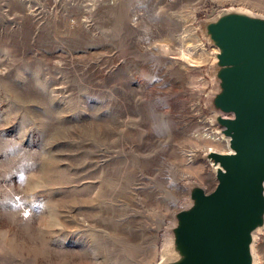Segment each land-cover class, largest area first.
<instances>
[{"label": "rangeland", "instance_id": "obj_1", "mask_svg": "<svg viewBox=\"0 0 264 264\" xmlns=\"http://www.w3.org/2000/svg\"><path fill=\"white\" fill-rule=\"evenodd\" d=\"M227 7L264 15V0H0V264L160 256L187 183L217 182L207 148L229 150L200 29ZM255 250L264 264V232Z\"/></svg>", "mask_w": 264, "mask_h": 264}, {"label": "water", "instance_id": "obj_2", "mask_svg": "<svg viewBox=\"0 0 264 264\" xmlns=\"http://www.w3.org/2000/svg\"><path fill=\"white\" fill-rule=\"evenodd\" d=\"M236 8V9H235ZM216 48L207 102L227 151L209 149L216 184L187 183L157 264H258L264 232V15L227 7L202 19Z\"/></svg>", "mask_w": 264, "mask_h": 264}, {"label": "bare ground", "instance_id": "obj_3", "mask_svg": "<svg viewBox=\"0 0 264 264\" xmlns=\"http://www.w3.org/2000/svg\"><path fill=\"white\" fill-rule=\"evenodd\" d=\"M236 9V8H235ZM196 18V13L194 12V10L191 12V16H190V20H194ZM216 50V49H215ZM214 50V51H215ZM213 51V50H212ZM210 140H212L213 142H222L223 141V137L222 136H218L217 134H214V135H211L209 136ZM208 150L209 149H213V146H210L207 148ZM160 257L159 254H158V250H156L155 252V256H154V259H152V264H157L160 260Z\"/></svg>", "mask_w": 264, "mask_h": 264}]
</instances>
